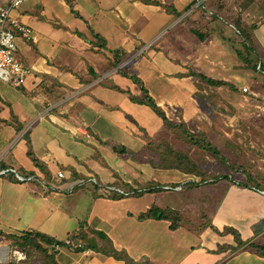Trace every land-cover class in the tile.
I'll list each match as a JSON object with an SVG mask.
<instances>
[{
  "label": "crops",
  "instance_id": "0c3cea01",
  "mask_svg": "<svg viewBox=\"0 0 264 264\" xmlns=\"http://www.w3.org/2000/svg\"><path fill=\"white\" fill-rule=\"evenodd\" d=\"M9 1L0 0V7ZM195 4L205 5L204 0H25L13 10L36 40L17 41V56L31 69L25 83L14 87L0 80V169L61 185L62 192L36 180L21 182L13 173L0 175V231L80 244L61 250L52 244L58 264H264L253 247L235 254L220 249L235 245L232 234L220 233L224 225L264 245V238H244L250 228L244 215L217 214L216 232L183 223L172 229L169 220L141 216L153 206L175 209L157 203L159 191L125 196L108 189L140 191L191 179L157 165V143L168 132L149 106L131 96L142 99L143 85L168 117L174 106L192 105L199 77L235 81L240 30L233 23L226 28L219 20L209 23L191 9ZM128 67L132 72H125ZM229 69L230 80L223 79ZM83 128L90 140L79 132ZM58 171L64 179L57 178ZM89 179L96 183L68 191ZM113 249L123 258L108 253Z\"/></svg>",
  "mask_w": 264,
  "mask_h": 264
},
{
  "label": "rangeland",
  "instance_id": "374dc122",
  "mask_svg": "<svg viewBox=\"0 0 264 264\" xmlns=\"http://www.w3.org/2000/svg\"><path fill=\"white\" fill-rule=\"evenodd\" d=\"M248 2L204 0L203 8L196 7V4L191 8L206 16L209 23L221 21L225 28L228 24L239 22L252 34L254 49L248 52L240 37L237 47L244 59H240L238 68H233L235 81L210 88L199 77L200 92L193 95L192 105L187 108L174 106L168 115L174 123L184 122L187 130L198 139H204V145L209 143L211 149L202 148V142L201 145L189 143L179 127L166 128L170 143L176 149L189 152L203 174H189L190 181L197 185L187 187L184 183L188 180H182L170 185L174 189L164 191L165 188H160L163 191L157 194V203L174 206L176 219L190 230L205 228L215 231L214 219L217 214L230 213L239 218L244 215L250 223L249 233L244 238H264V224H261L264 220V73L260 72L258 66L259 62L264 63V0H254L250 7L245 8ZM246 54L251 62L245 61ZM192 62H188L191 67ZM125 72L132 70L128 67ZM221 75H225L223 79L230 80V69ZM244 87L247 91L243 90ZM160 121L163 122L162 119ZM162 139L165 143L161 149H164L169 142L166 138ZM180 184L185 186L184 189ZM227 226L232 227L224 225L223 231ZM10 235L0 231L1 246L13 247L16 244V239ZM42 245L45 252L32 244L25 245L27 259L11 264L46 262V254L52 251L44 243Z\"/></svg>",
  "mask_w": 264,
  "mask_h": 264
},
{
  "label": "trees",
  "instance_id": "16d2710c",
  "mask_svg": "<svg viewBox=\"0 0 264 264\" xmlns=\"http://www.w3.org/2000/svg\"><path fill=\"white\" fill-rule=\"evenodd\" d=\"M254 0H249L248 3H246L244 6L247 7L249 4H251ZM236 26L238 27V29L241 32V37H242V45L243 47L248 51H253L252 49H254V45L252 44V34L246 30L244 28V26H242L239 22H237ZM254 27V26H252ZM193 32L200 37L201 39L205 38V35L200 34L199 31L197 30H193ZM241 58H243L241 51L239 52ZM246 58H248V54H246V56H244ZM244 59V58H243ZM251 60V59H250ZM117 65V64H116ZM259 70L260 72L264 73V63L261 64V62H259ZM121 70L119 69V72ZM200 76V74H199ZM131 78L135 81V82H139L142 83L136 76H131ZM202 78H204L205 80H207L209 83L215 84V85H223L226 82L224 81H213L212 79H207L204 76H202ZM142 90L144 92V97L142 99L136 98L134 96H131V99L135 102L144 104L149 106L158 116L161 117V119L163 120V124L166 128H174V127H179L181 129V131L186 134V137L188 138L187 140L189 141V143L191 144H200L204 139L200 140L198 139L193 133L189 132V130H187L186 125L184 124V122L177 124L174 123L173 121H171L165 114L164 110L157 105L156 101L148 94L147 89L142 85ZM167 141L169 142V144H166V147L164 149L163 148V144L165 143V141L160 140L157 143V146L159 148V163L157 165H159L161 168H166V167H171V168H176L184 173L187 174H193V175H202L203 172L201 171V169L198 167V165L196 164L195 160L191 157V154L189 152L186 151H181L180 149H176L175 145L170 143V137L168 136ZM202 148L210 150L211 145L209 143L205 144L206 142H202ZM152 144V143H150ZM153 144H155L153 142ZM201 145V144H200ZM11 174V173H10ZM14 175V174H13ZM15 176V175H14ZM16 177V176H15ZM182 189H184L185 186H193V185H197L194 181H188L187 183H184V187L182 184H180ZM173 187V186H171ZM177 187V186H176ZM160 188L164 189V186H160V187H156L154 189L149 188V189H142V190H135L134 194H143L145 192H149L152 190H157V191H161ZM132 191V190H131ZM176 209H172V208H159L157 206H153L151 207L147 212L143 213L141 216L142 218H158V219H165V220H169L171 221V228L175 229L178 228L181 223L180 220L176 219ZM261 224H264V220L261 221ZM260 226V225H259ZM216 230V228H214ZM221 234H232L234 239H235V245H225V246H220V249H222V251H230L231 254H235L238 253L240 251L246 250L248 248H255L256 251L264 256V245H261L260 243H256V242H251V241H247V240H243L241 239V235L239 233V231H237L236 229H234L233 227H225L224 231L220 232ZM11 237L16 239V244L14 246H17L20 249H23L25 251V245H33L34 247L43 250V252L46 251L45 248H43L42 243H44L45 245H47L46 247L51 249V245L54 244L56 242V240H54L53 238L45 235V234H39V233H32V232H28L22 235H14L11 234ZM89 245L92 246V244L89 243ZM45 247V246H44ZM218 249V250H220ZM27 253V252H26ZM108 253L110 254H114V256H116L117 258H123L124 254L122 252H116L114 249L112 251H109ZM46 262H44L45 264H58L57 261L55 260V254L53 253H48L46 254ZM1 264H11V262L9 263H1ZM14 264V263H12Z\"/></svg>",
  "mask_w": 264,
  "mask_h": 264
},
{
  "label": "built area",
  "instance_id": "2783aa9c",
  "mask_svg": "<svg viewBox=\"0 0 264 264\" xmlns=\"http://www.w3.org/2000/svg\"><path fill=\"white\" fill-rule=\"evenodd\" d=\"M25 0H10L7 5L0 7V80L8 82L14 87L22 86L26 78L30 75L31 69L26 67L21 59L17 56L18 39L22 38L27 42H35L34 30L24 24L18 17L12 14L13 10L18 9ZM247 91V88H243ZM79 132L84 135L85 139L90 140L91 134L85 129H79ZM13 173L16 178L21 182L36 180L43 187L49 190H56L62 192V186H55L46 182L43 179L36 176L28 175L23 176L14 169H0V175ZM57 178L64 179L65 173L63 171L57 172ZM88 182L96 183L95 179H89L88 181L81 180L78 184H72L69 186L68 191L71 192L76 186H84ZM165 189H174L171 186H164ZM109 190H116L125 196H131L135 191H123L120 188L109 187ZM178 190V189H177ZM64 245H72L79 247L80 244H75L71 238H66L62 241H58L54 244L55 250H61ZM86 252H90L87 250ZM27 259L26 251L18 248L17 246L9 247L8 245H0V264L16 262L20 263Z\"/></svg>",
  "mask_w": 264,
  "mask_h": 264
}]
</instances>
